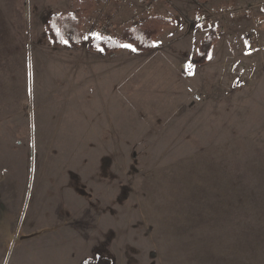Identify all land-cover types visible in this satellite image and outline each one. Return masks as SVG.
<instances>
[{
	"label": "rangeland",
	"instance_id": "1",
	"mask_svg": "<svg viewBox=\"0 0 264 264\" xmlns=\"http://www.w3.org/2000/svg\"><path fill=\"white\" fill-rule=\"evenodd\" d=\"M232 1L153 0L137 52L54 46L72 0H0V264H264V28L196 21Z\"/></svg>",
	"mask_w": 264,
	"mask_h": 264
},
{
	"label": "trees",
	"instance_id": "2",
	"mask_svg": "<svg viewBox=\"0 0 264 264\" xmlns=\"http://www.w3.org/2000/svg\"><path fill=\"white\" fill-rule=\"evenodd\" d=\"M97 6V0H72V13L62 12L50 15L45 26L53 45L59 47L67 44L72 48L81 45L84 41L83 25L87 24ZM168 21L169 19L163 16L150 15L135 25L123 27L114 38L100 40L99 43H105V47H109L108 51H116L122 45H128L137 52H147L152 49L157 35ZM215 41V33L213 31L208 33L198 47V58L206 57ZM194 58V62L197 63L198 58ZM82 264H111V262L106 257L97 256L95 260L86 259Z\"/></svg>",
	"mask_w": 264,
	"mask_h": 264
},
{
	"label": "built area",
	"instance_id": "3",
	"mask_svg": "<svg viewBox=\"0 0 264 264\" xmlns=\"http://www.w3.org/2000/svg\"><path fill=\"white\" fill-rule=\"evenodd\" d=\"M128 8H130V13L123 18V13ZM154 12V6L148 0H102L87 22L85 33L92 39L109 40L114 38L123 27L135 25L143 18L153 15ZM217 13V16L197 15L196 21L199 26L208 27L217 17L227 19L231 23L242 19L253 23V26L257 24L258 27L264 28V0L254 5L235 0L222 4ZM247 42L248 49L244 51V56L250 58L259 51L257 48L261 45L254 43L252 35L247 36Z\"/></svg>",
	"mask_w": 264,
	"mask_h": 264
},
{
	"label": "crops",
	"instance_id": "4",
	"mask_svg": "<svg viewBox=\"0 0 264 264\" xmlns=\"http://www.w3.org/2000/svg\"><path fill=\"white\" fill-rule=\"evenodd\" d=\"M35 2H37V3H39V2H41L42 0H34ZM149 2H151L152 3V5L154 6V10H155V4L152 2L153 0H148ZM226 0H222V3L223 2H225ZM222 3H220V4H222ZM218 6V5H217ZM217 6L215 7V8H217ZM129 13H130V8H128V9H126L125 11H124V13H123V18H126L127 17V15H129ZM54 14H57V13H54ZM52 15V14H51ZM50 16V15H49ZM48 18V17H47ZM230 28V27H229ZM263 34V33H262ZM263 36V35H262ZM245 41H246V43H248L247 42V37L245 38ZM260 54V53H259ZM256 56H259V55H257V54H255L254 56H253V58L254 57H256Z\"/></svg>",
	"mask_w": 264,
	"mask_h": 264
},
{
	"label": "snow or ice",
	"instance_id": "5",
	"mask_svg": "<svg viewBox=\"0 0 264 264\" xmlns=\"http://www.w3.org/2000/svg\"><path fill=\"white\" fill-rule=\"evenodd\" d=\"M125 47H127V46H125Z\"/></svg>",
	"mask_w": 264,
	"mask_h": 264
}]
</instances>
